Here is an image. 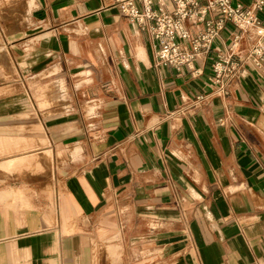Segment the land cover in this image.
<instances>
[{"label":"crops","instance_id":"0c3cea01","mask_svg":"<svg viewBox=\"0 0 264 264\" xmlns=\"http://www.w3.org/2000/svg\"><path fill=\"white\" fill-rule=\"evenodd\" d=\"M22 2L0 23V264H264V64L209 84L254 31L179 72L115 0Z\"/></svg>","mask_w":264,"mask_h":264},{"label":"built area","instance_id":"2783aa9c","mask_svg":"<svg viewBox=\"0 0 264 264\" xmlns=\"http://www.w3.org/2000/svg\"><path fill=\"white\" fill-rule=\"evenodd\" d=\"M115 3L122 14L149 30L156 67L172 66L179 72L184 67L192 69L194 62L211 50L227 23L243 31L253 30L255 43L245 56L240 53V35H234L226 51L218 50L209 79L212 94L227 95L231 81L246 63L256 68L264 64V21L260 17L264 0H253L250 6L233 0H172V9L166 7L165 0H115ZM202 23L204 29L198 33L190 30L189 25L198 27ZM206 96L198 95L196 101L201 102Z\"/></svg>","mask_w":264,"mask_h":264},{"label":"rangeland","instance_id":"374dc122","mask_svg":"<svg viewBox=\"0 0 264 264\" xmlns=\"http://www.w3.org/2000/svg\"><path fill=\"white\" fill-rule=\"evenodd\" d=\"M0 5H1V9H2V12H0V23H1V25H2V27H3V29L5 30V32H7L8 31V25H9V20H10V18L9 17H5V7L6 6H17L16 7V10H14V12H13V24H17L18 26H20V25H24L25 23H26V12H25V3L24 2H22V0H0ZM40 89V88H39ZM54 89H55V94H56V97H58L57 95V93L59 92V91H61V86H55L54 87ZM50 91H52V90H50ZM53 94V93H52ZM54 100H57V98H55V99H53L52 101H51V103L50 104H52L53 102H54ZM43 147V145L42 144H39V145H37V147L36 148H39V152L40 151H42V148ZM3 156V155H2ZM62 163H61V161H59L58 162V165H61ZM45 167H44V169H42L41 170V168H37V167H34L33 168V170L35 171V172H38V171H46V172H49V174L50 175H52V172H53V170H54V161H52V159H50V158H48V160H47V162H46V164L44 165Z\"/></svg>","mask_w":264,"mask_h":264}]
</instances>
